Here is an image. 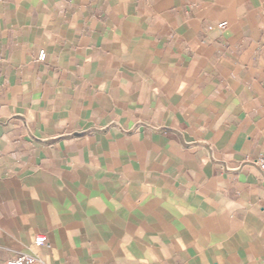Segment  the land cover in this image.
Instances as JSON below:
<instances>
[{
    "label": "crops",
    "instance_id": "0c3cea01",
    "mask_svg": "<svg viewBox=\"0 0 264 264\" xmlns=\"http://www.w3.org/2000/svg\"><path fill=\"white\" fill-rule=\"evenodd\" d=\"M263 151L264 0H0V264H264Z\"/></svg>",
    "mask_w": 264,
    "mask_h": 264
},
{
    "label": "built area",
    "instance_id": "2783aa9c",
    "mask_svg": "<svg viewBox=\"0 0 264 264\" xmlns=\"http://www.w3.org/2000/svg\"><path fill=\"white\" fill-rule=\"evenodd\" d=\"M224 25H225V23H220L221 27H223ZM45 58H46V51L41 50L39 55H38V59L44 60ZM251 162L255 166L258 167V169L261 171V173L264 177V151L259 155V157H257L256 159H254ZM34 244L37 247H41L44 245H50L48 242V237L45 233H38L35 236ZM5 264H44V261L34 254H31L28 252H21L18 257L14 258V259H10Z\"/></svg>",
    "mask_w": 264,
    "mask_h": 264
}]
</instances>
